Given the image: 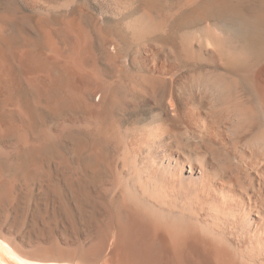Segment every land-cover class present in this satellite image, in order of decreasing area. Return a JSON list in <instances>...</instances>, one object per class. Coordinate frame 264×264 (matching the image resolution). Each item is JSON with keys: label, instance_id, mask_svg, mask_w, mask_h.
<instances>
[{"label": "bare ground", "instance_id": "6f19581e", "mask_svg": "<svg viewBox=\"0 0 264 264\" xmlns=\"http://www.w3.org/2000/svg\"><path fill=\"white\" fill-rule=\"evenodd\" d=\"M12 1L0 11V264H264L254 197L220 183L205 153L155 150L165 116L181 115L164 79L107 74L124 34L222 58L227 71L190 83L211 109L186 117L213 135L230 109L234 147L264 154V0H146L135 15L123 10L131 0H113L118 32L29 17ZM128 88L161 97V114L124 125Z\"/></svg>", "mask_w": 264, "mask_h": 264}, {"label": "rangeland", "instance_id": "374dc122", "mask_svg": "<svg viewBox=\"0 0 264 264\" xmlns=\"http://www.w3.org/2000/svg\"><path fill=\"white\" fill-rule=\"evenodd\" d=\"M11 1L12 0H9V2L8 0H0V11L2 8L9 7L8 4L11 3ZM14 1H16V3ZM173 1L174 0H172V2ZM178 1L179 0H175V2L172 3L171 0L170 2L167 0L165 3L169 8L171 7V3L175 4ZM13 2L17 7V10H20L19 12L21 14L29 17H36L38 14L48 13L53 17V19H56L57 21L63 17H77L88 25L99 23L105 28H108L114 32H118L121 29V26L117 20L120 16L119 12L122 10V7H119L118 9V7L114 5L113 0H58L57 2L51 3H47L46 0H39L35 2L37 4L31 5H29L30 3L25 0H13L12 3ZM144 2H146V0H131V5L129 4L128 6L130 8H123V10L126 9L125 11L127 12L130 10L129 13L135 15L138 11L144 8L143 6H146L148 1L146 3ZM46 9L51 11L48 10V12ZM198 26L199 25H193L192 27L196 28ZM192 27L191 29H194ZM28 33L29 32L20 33L18 36L19 39H26V36L28 37ZM122 36L121 54L116 60L118 70H108L107 74L109 73L108 75L110 77L112 76V78H129L138 75H145L149 78L155 77V80L157 78V80L154 81L158 83H162L161 81L164 79L163 82L165 86L168 85V87L166 86L165 88H170V91L167 92L163 100L167 101V97L171 96L173 93L172 95L174 98H177L176 102L178 101V110L181 115H178V117L176 116V118L175 116L171 115L165 116L167 119L165 120L164 118V121L162 122V124H165L162 125V136H160V140L156 142L155 150L157 152L174 150L183 155H187L188 153V155H191L192 157H202L205 153L204 158L207 159L209 156L208 160L213 162V165H215L214 167L217 168L216 170H221L219 171L220 173L217 172L218 181H221L220 183L225 182L224 185L227 184L229 187L233 186V188H239L238 190H242L246 193L248 192L249 195L251 194L250 196L254 197V200L257 203V210L259 211H255V215H257L256 217H259L261 220H264V154L259 152L253 153L247 149L246 150L248 153L247 151L245 152L242 142L234 143L235 145L237 144V147H234L233 142L230 141L227 129L228 126L225 125L224 127V124H229L230 122V109L225 111L228 113L227 117L226 113V115L223 114L222 118H215L213 120L215 123L217 122V127L220 126L218 128V132L220 133L216 131L217 134L214 133V136L212 133L209 134L208 132H204L201 128H199L198 122L194 120V122L192 120H188L186 117L187 114L191 112H197V109H199V111H201L203 114L208 113V111L211 109L207 101L205 99H203L205 100L203 101L201 97V99H199V96H197L193 91V88L190 86L192 79L200 77L201 75L205 76V74L211 75L212 73L216 74L227 71V68L229 69L227 66L229 65L226 64V61H224L222 58L220 59L217 56L214 57L212 53L211 55L213 56L209 55V52H205L204 55L202 54L201 58L197 57V59L188 60L183 54L180 55L175 41L173 43L155 36L139 40L131 39L126 34ZM100 62L101 65L106 67L103 60H100ZM159 80L161 81L159 82ZM192 92L194 93L192 94ZM147 94L148 93H145L144 91L142 92L138 89L128 88L123 96L118 98V116L120 118L118 119L124 125L130 123L144 124L149 122L152 117L161 114V97H156V94H154V96L153 94ZM238 94L240 95L241 92ZM235 97L236 95H234V98ZM238 100L240 101L239 97L237 102H235V105L241 107V104L238 102ZM235 108L237 109L238 107L235 106ZM51 122H53V120ZM195 125L197 126L194 127ZM198 128L201 130H198ZM201 131H203L205 134ZM222 132H224V134ZM206 133L207 136L209 134V140L206 136ZM216 137L222 140L217 139ZM226 141L228 143L231 142V145ZM112 148L113 150L116 149H114V147ZM70 150L71 149L69 146L63 145V152L69 153Z\"/></svg>", "mask_w": 264, "mask_h": 264}]
</instances>
